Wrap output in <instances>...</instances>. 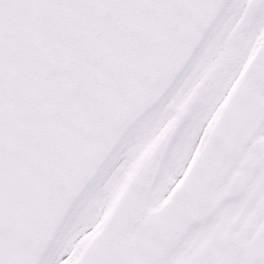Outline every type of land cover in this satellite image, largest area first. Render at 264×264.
<instances>
[{
    "label": "snow or ice",
    "instance_id": "1",
    "mask_svg": "<svg viewBox=\"0 0 264 264\" xmlns=\"http://www.w3.org/2000/svg\"><path fill=\"white\" fill-rule=\"evenodd\" d=\"M0 264H264V0H0Z\"/></svg>",
    "mask_w": 264,
    "mask_h": 264
}]
</instances>
